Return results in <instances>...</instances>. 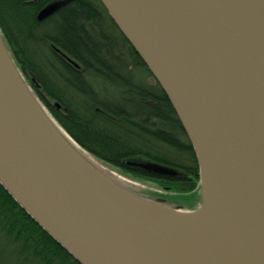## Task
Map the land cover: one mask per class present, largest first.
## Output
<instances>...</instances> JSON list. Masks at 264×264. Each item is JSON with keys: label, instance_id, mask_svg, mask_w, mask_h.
Instances as JSON below:
<instances>
[{"label": "water", "instance_id": "obj_1", "mask_svg": "<svg viewBox=\"0 0 264 264\" xmlns=\"http://www.w3.org/2000/svg\"><path fill=\"white\" fill-rule=\"evenodd\" d=\"M98 1L184 130L199 208H167L79 161L0 36L1 186L78 264H264V0Z\"/></svg>", "mask_w": 264, "mask_h": 264}, {"label": "trees", "instance_id": "obj_2", "mask_svg": "<svg viewBox=\"0 0 264 264\" xmlns=\"http://www.w3.org/2000/svg\"><path fill=\"white\" fill-rule=\"evenodd\" d=\"M48 6L55 11L39 21ZM0 35L70 138L111 171L161 191L146 187L140 196L182 209L166 194L199 191L197 161L170 102L98 0H0ZM138 163L176 175L156 176ZM0 264H78L1 184Z\"/></svg>", "mask_w": 264, "mask_h": 264}, {"label": "bare ground", "instance_id": "obj_3", "mask_svg": "<svg viewBox=\"0 0 264 264\" xmlns=\"http://www.w3.org/2000/svg\"><path fill=\"white\" fill-rule=\"evenodd\" d=\"M1 36V35H0ZM3 41V40H2ZM4 43V42H3ZM5 45V44H4ZM7 49V48H6ZM8 51V50H7ZM9 53V52H8ZM10 55V54H9ZM138 56V55H137ZM20 73V72H19ZM29 90H30V92L33 94V92L31 91V89L29 88ZM34 95V94H33ZM35 96V95H34ZM35 98L37 99V97L35 96ZM37 101L40 103V101L37 99ZM41 105V104H40ZM41 107H42V110L45 112V114L53 121V123L55 124L54 126L56 127V129L60 132V134H61V136L63 137V138H65L66 140H67V142L69 141V144L71 145V150L75 153V152H78L79 154H81V155H78V154H76L75 156H76V158L78 159L79 158V161L81 160V162L82 163H84V165L85 164H90L91 166L93 165L94 167V169L95 170H99V171H102L103 173H105V174H103L102 172V174H103V177H105L104 175H111V177H113L114 179H116V180H118L119 182H121V181H123V180H126V182L129 184V185H133V184H135V185H133V186H135L136 188H134V189H136V190H143L145 187L143 186V185H140L138 182L136 183V182H134V181H132L131 182V180H127L123 175H121V174H119V173H117V172H114V171H111L108 167H106V166H104V165H102V164H100L97 160H96V158L93 156V155H91V154H89L88 152H86L82 147H80L72 138H70L69 137V135H67V133L66 132H64L62 129H61V127H59V125L53 120V118L51 117V114H49V112L47 111V109L45 108V106L42 104L41 105ZM101 174V175H102ZM145 198V197H144ZM150 200V199H149ZM151 201H153V200H151ZM162 205H164L165 207H167V208H170V206H168V205H165V204H162ZM200 206V205H199ZM199 207H197V208H195L194 210H197ZM194 210H192V211H194ZM200 218H201V221L202 222H205V223H207L208 222V213H206L205 211H203L202 210V212L200 211L198 214H197Z\"/></svg>", "mask_w": 264, "mask_h": 264}, {"label": "rangeland", "instance_id": "obj_4", "mask_svg": "<svg viewBox=\"0 0 264 264\" xmlns=\"http://www.w3.org/2000/svg\"><path fill=\"white\" fill-rule=\"evenodd\" d=\"M24 80V79H23ZM28 86V84H26ZM29 87V86H28ZM30 88V87H29ZM31 89V88H30ZM31 91L33 92V94L36 96V94L34 93V91L31 89ZM37 97V96H36ZM38 99V98H37ZM40 104L42 105V103L40 102ZM101 172V171H100ZM107 176V175H106ZM108 177L111 178V180H113L118 186L122 187L123 189L129 191L130 193L134 194V195H139L140 193L138 192V190L134 189L136 188L135 186H133L132 184L129 185L126 180H123L121 182H119L118 180L114 179L113 177H111V175H109ZM126 178V177H125ZM127 180H130L128 178H126ZM133 181V180H132ZM131 181V182H132ZM136 182V181H134ZM137 183V182H136ZM140 185H143L145 189H147L146 187H149L153 190H156V193H161V191H159V189L157 187H155L154 185L151 184H147V183H139ZM148 190V189H147ZM164 194V193H163ZM140 196V195H139ZM161 197V196H159ZM166 198L168 203H173V205H175L174 203H176L177 206L181 207L182 209L188 210V211H192L195 208L199 207L200 205V192L197 191L196 193H190V194H186L184 195H176V194H166ZM147 199V198H146ZM171 207H173L172 205H170Z\"/></svg>", "mask_w": 264, "mask_h": 264}, {"label": "flooded vegetation", "instance_id": "obj_5", "mask_svg": "<svg viewBox=\"0 0 264 264\" xmlns=\"http://www.w3.org/2000/svg\"><path fill=\"white\" fill-rule=\"evenodd\" d=\"M166 177H168V176H166Z\"/></svg>", "mask_w": 264, "mask_h": 264}]
</instances>
